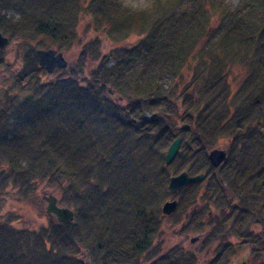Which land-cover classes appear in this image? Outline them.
Returning a JSON list of instances; mask_svg holds the SVG:
<instances>
[{
  "label": "trees",
  "instance_id": "1",
  "mask_svg": "<svg viewBox=\"0 0 264 264\" xmlns=\"http://www.w3.org/2000/svg\"><path fill=\"white\" fill-rule=\"evenodd\" d=\"M179 1L156 0L150 9L135 10L119 0H0V10L10 7L18 14L0 12V31L10 37L44 36L68 49L85 16L93 30L112 40L140 36L116 57L114 67L106 66L108 58L101 60L92 81L81 84L76 76L35 80L33 91L10 107L11 122L0 132V160L16 172L7 173L6 181L25 187L49 179L74 218L32 231L0 218V264H87V257L88 264H229L246 248L250 264H264V0H247L239 23L211 41L205 13L194 12L186 28L167 33L166 22ZM217 51L227 61L213 58L204 66L197 98L185 87L171 99L158 85L159 73L148 80L132 73L140 65L185 78L205 54ZM79 57L86 59L87 52ZM231 64L242 67L238 85L224 71ZM105 84L116 91L125 88L133 100H109L98 87ZM23 124L32 132L30 147L19 134ZM192 130L195 150L181 157L176 153L165 164L169 144L177 136L185 143ZM219 139L230 149L214 167L207 151ZM137 147L146 152H136ZM182 171L204 174L172 196L192 205L182 230H202L207 223L200 218L212 209L218 218V248L207 263L186 249L160 253L167 216L161 206L170 195L166 185Z\"/></svg>",
  "mask_w": 264,
  "mask_h": 264
},
{
  "label": "rangeland",
  "instance_id": "2",
  "mask_svg": "<svg viewBox=\"0 0 264 264\" xmlns=\"http://www.w3.org/2000/svg\"><path fill=\"white\" fill-rule=\"evenodd\" d=\"M119 1L123 6L135 10L150 9L156 2V0ZM246 1L247 0H180L177 9L171 14L170 22H166V31L174 36L179 33L181 29L183 30L188 26L193 19L194 12L199 15L205 13L210 20L209 25L212 27L211 33H213V36L210 39L211 41L219 34L224 33L226 30H230L228 29L230 26H235L239 23L242 13L247 10ZM0 12H4L8 17L17 18L18 15L10 7L0 10ZM89 21V18L86 16L80 18L76 26L78 32L77 41L68 49L57 47L49 38L44 36H34V38L29 37L22 40L16 35L10 37L6 33L0 31L8 38V42L0 48V132L3 130L4 125L10 124L11 122V119L7 115L10 112V107H14L22 102L25 97L30 94L31 90L33 91L31 85H35V80H37V82L38 80L54 81L67 77L74 78L76 76L81 84L86 83L88 80L92 81V77L94 76L95 70L98 68L101 60H106L105 58H108L106 66L108 68L114 67L116 57H121L122 50L131 47L140 37L138 34H130L126 39L112 40L102 32L103 30H93L92 23ZM204 37L205 35L203 38ZM94 38L98 40L95 41L93 40ZM85 47L87 49H85ZM49 48L62 53L67 61L65 68H55L51 73H47L45 68L38 65L37 59L34 55L35 50ZM82 50L87 52L86 59H80L79 57ZM110 51H114L115 55L105 57ZM212 53L213 54H209V56L205 54V57L203 58L204 62L201 60L195 64L192 74H189L185 78H172L170 75L163 73L166 71L160 70L158 67L153 68L151 71L150 67L148 69L147 66H144V68L140 65L134 68L132 73L136 75L141 74L143 76L140 77L146 80L149 79L148 76L151 74L158 75L159 73L158 76L160 77L157 80L160 89H168L171 99H175L180 90L185 87L192 93L196 91V87L200 86L199 84L203 82V77L201 75L204 74V66L211 60H214L213 58H218V60L223 61V63L227 61L219 51ZM131 69L132 67L130 68V71ZM224 69H226L224 71H227V74H229L227 75L228 80H230V82L234 81L233 84L238 85L242 78V67L238 64H231L228 68L225 67ZM107 86L112 88L110 84H105L103 87L98 85L101 90V95L106 96L109 100H112L115 103L120 102L119 104H125L134 98L125 88H120L117 91L113 89L114 94H109L107 92ZM197 94L194 93L196 98L198 97ZM118 96H120L121 99H118ZM145 116L148 119L153 118L149 112H146ZM175 119L179 124L178 126H181L180 120H178L177 117H175ZM191 124L193 129L197 128L195 120H192ZM19 130L23 145L30 147L31 143L28 140L32 133L30 128L23 124L19 127ZM194 136L195 131L192 130L190 131V134H188L185 143L182 144V139L180 140L179 148L176 152L179 154V157L188 151L195 150L196 147L192 142ZM214 147L223 148L226 152L230 149V145H228L227 140L224 139H219ZM141 149L142 148L137 147L136 152H146ZM234 149V152H236L237 149L235 147ZM9 172L15 173L16 170H12L9 164L0 160L1 220L7 222L9 226L23 228L26 229V231L37 230L41 226H47L50 221L55 222L56 219L54 215L48 214L45 211L46 202L43 200V196L49 194L54 195L57 199V204L61 206L64 205L63 193L46 178L35 181L34 186H32V184L29 186L25 185V187H21L19 184L15 186L17 183L14 184V182H9V180L6 181L5 179ZM4 182H7V187L1 190V185ZM174 194H170L166 198V200L174 198L178 200V202L176 210L172 214L167 215L163 220L164 222L158 239V242H160V253L167 251L177 252L178 249H186L196 255L199 263H207L214 257L219 243V238L217 237L219 226L218 224H214L217 222L218 218L215 215L214 209L208 213L206 212V215L204 214L205 216H201V221L207 223L202 230L184 231L182 230V225L186 224V220L192 215V213H190L193 210L192 205L186 202H181L180 204L178 196L172 197ZM197 217L199 216H196V218ZM192 237H197V239L194 242H190ZM248 249L249 248H246V250L243 249V253L235 255L229 264H250L252 259L247 252ZM262 256L264 257V253H262ZM87 261L89 262L88 257Z\"/></svg>",
  "mask_w": 264,
  "mask_h": 264
},
{
  "label": "water",
  "instance_id": "3",
  "mask_svg": "<svg viewBox=\"0 0 264 264\" xmlns=\"http://www.w3.org/2000/svg\"><path fill=\"white\" fill-rule=\"evenodd\" d=\"M8 42V38L0 32V48ZM38 65L44 67L47 73H51L55 68H65L67 61L61 52H57L55 49H37L35 50ZM109 94H114L113 90L108 88ZM118 99H121L118 96ZM180 137L177 136L167 147L164 161L165 164H169L175 156L179 148ZM207 157L210 164L214 167L220 166L227 158L226 150L223 148L214 147L207 152ZM203 173L196 175H190L186 171H182L178 174L172 175L168 179L166 189L170 194L176 193L183 185L199 181L203 178ZM43 200L46 202L45 211L48 214L54 215L56 222L66 223L73 219V210L65 205H58L57 199L54 195L43 196ZM177 207V200L171 199L163 202L161 211L164 215L172 214ZM197 237H192L190 242H194Z\"/></svg>",
  "mask_w": 264,
  "mask_h": 264
}]
</instances>
